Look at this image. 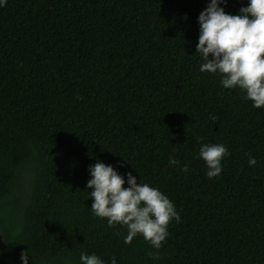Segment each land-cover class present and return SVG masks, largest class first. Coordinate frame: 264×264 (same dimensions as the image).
I'll list each match as a JSON object with an SVG mask.
<instances>
[{"label":"trees","instance_id":"trees-1","mask_svg":"<svg viewBox=\"0 0 264 264\" xmlns=\"http://www.w3.org/2000/svg\"><path fill=\"white\" fill-rule=\"evenodd\" d=\"M209 2L0 7V264H21L28 248L29 264H79L82 251L106 264H264V107L199 71L197 18ZM221 6L236 15L247 0ZM202 143L229 152L213 179L196 158ZM97 159L175 205L180 223L159 250L140 236L126 245V228L92 215Z\"/></svg>","mask_w":264,"mask_h":264},{"label":"clouds","instance_id":"clouds-1","mask_svg":"<svg viewBox=\"0 0 264 264\" xmlns=\"http://www.w3.org/2000/svg\"><path fill=\"white\" fill-rule=\"evenodd\" d=\"M6 0H0V7ZM226 0H210L197 18L199 25L195 54L200 58L199 71L219 76L222 89H239L242 99L251 107H264V0H247L238 14H226ZM209 119L215 120L213 115ZM229 152L219 143H202L196 158L204 162L205 176L213 179L222 172V160ZM257 161L248 155L247 164L254 167ZM169 166L180 167L183 173L189 166L169 157ZM123 167V164L120 165ZM86 182L90 211L93 216L105 219L109 227L126 228L123 242L127 245L140 236L153 249L159 250L168 236L171 221L180 223L175 205L157 188L137 183L131 172L123 176L112 165L100 160L88 169ZM125 183L127 187H124ZM149 255H153L149 253ZM30 250L21 251V264H29ZM158 258V257H154ZM79 264H106L95 253L82 251ZM108 264H117L110 257Z\"/></svg>","mask_w":264,"mask_h":264},{"label":"rangeland","instance_id":"rangeland-1","mask_svg":"<svg viewBox=\"0 0 264 264\" xmlns=\"http://www.w3.org/2000/svg\"><path fill=\"white\" fill-rule=\"evenodd\" d=\"M4 242L3 240V233H2V228L0 227V244Z\"/></svg>","mask_w":264,"mask_h":264}]
</instances>
